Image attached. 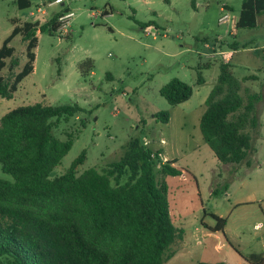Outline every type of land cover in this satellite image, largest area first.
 <instances>
[{"label":"rangeland","instance_id":"rangeland-1","mask_svg":"<svg viewBox=\"0 0 264 264\" xmlns=\"http://www.w3.org/2000/svg\"><path fill=\"white\" fill-rule=\"evenodd\" d=\"M240 1L30 0L28 7L18 9L13 0H0V44L12 19L43 23L54 13L71 12L63 21L57 17L56 31L36 33L32 71L11 98H0V115L33 102L75 103L82 109L53 129L60 139L67 134L73 138L50 177L62 173L82 150L77 173L87 168L103 172L133 139L140 144L146 140L147 148L161 150V161L175 159L182 169L178 178L156 173L167 187L170 220L181 233L162 264H253L245 258L264 252V138L252 137L257 151L248 167H233L216 160L198 130L204 99L223 58L220 51L229 50L233 40H251L247 47L264 52L263 25L242 28L236 37L229 33ZM222 6L230 21L218 23ZM145 23L151 28L147 33ZM9 45L18 57L17 71L25 62L24 43L15 35ZM85 59L91 69L81 74L78 64ZM198 75L201 83L196 82ZM174 77L187 83L191 94L170 105L158 90ZM159 110L168 113L167 122L152 116ZM257 134L264 137V113ZM127 174L125 167L109 177L110 183L124 182ZM0 178L12 181L1 167ZM218 217L224 219V231L211 230ZM256 222L260 225L254 229Z\"/></svg>","mask_w":264,"mask_h":264},{"label":"trees","instance_id":"trees-1","mask_svg":"<svg viewBox=\"0 0 264 264\" xmlns=\"http://www.w3.org/2000/svg\"><path fill=\"white\" fill-rule=\"evenodd\" d=\"M13 1L18 9L30 5V0ZM259 14H264V0H241L234 28L255 27ZM58 16L54 13L43 23L18 24L12 19L13 26L0 44V70L6 68L0 74V98H11L32 71L36 33L56 31ZM15 35L24 43L25 56L17 71L18 57L9 45ZM90 69V59L78 64L81 74ZM196 82H202L199 75ZM243 82L228 63L220 62L198 118L203 142L219 163L233 167L250 165L258 127L259 96ZM158 92L168 104L176 105L189 98L191 87L174 77ZM81 110L75 103L33 102L0 115V167L12 177V181L0 178V264H162L169 246L181 238L169 217L166 184L156 173L173 177L182 169L174 165L175 159L161 161L159 149L129 140L119 160L103 172L87 168L77 173L85 156L82 150L62 173L49 176L73 138L66 133L60 139L53 129ZM152 116L163 123L168 120L166 111ZM125 167L127 179L111 184L109 177ZM223 225L224 219L218 217L211 230L222 231ZM245 259L264 264L261 253Z\"/></svg>","mask_w":264,"mask_h":264},{"label":"crops","instance_id":"crops-1","mask_svg":"<svg viewBox=\"0 0 264 264\" xmlns=\"http://www.w3.org/2000/svg\"><path fill=\"white\" fill-rule=\"evenodd\" d=\"M235 19L236 18H234V20H232V22L229 25V33L233 37H236L238 31L242 29V28L239 29L234 28ZM259 25L264 26V14H259L258 16H256V25L253 28H256ZM249 44H251V40H248L246 42L244 41L236 42L235 40H233L230 44H228L229 50L220 51V54L223 55L221 62L228 63L230 65V69L232 73L237 78H244V82H243L244 85L258 94L259 99L257 101L256 107L258 111V120L260 121L261 115L264 113V60L262 59L264 52L262 51L257 52L256 49H250L249 47H247V45ZM260 48L262 47L257 48V50H259ZM256 60H258L259 62H256ZM260 125L261 124H259V126ZM255 135H256L255 137L258 139L264 138L262 135L260 134L258 135L257 132ZM256 151H257V146L255 145L254 152ZM179 176H181V174L178 175L177 178ZM261 202L262 201H260V203ZM261 210L264 214V208L263 209L261 208ZM259 225L260 223L256 222L253 224V228L254 229L258 228ZM224 230L225 229L223 225L222 231ZM261 254H264V252H261Z\"/></svg>","mask_w":264,"mask_h":264},{"label":"built area","instance_id":"built-area-1","mask_svg":"<svg viewBox=\"0 0 264 264\" xmlns=\"http://www.w3.org/2000/svg\"><path fill=\"white\" fill-rule=\"evenodd\" d=\"M220 11H222V12H224L225 11V8L222 6V7H220ZM71 15V12H65L63 15H61V16H59L58 18L60 19V20H64L65 18H67L68 16H70ZM62 20V21H63ZM218 23H223V22H227V21H230V18H229V16H228V13L227 12H224V13H222L219 17H218ZM232 22V21H231ZM143 31H145L146 33L148 32V31H151V28H150V26L149 25H147V26H145V27H143ZM147 141L146 140H143L142 141V145L143 146H146L147 145Z\"/></svg>","mask_w":264,"mask_h":264}]
</instances>
